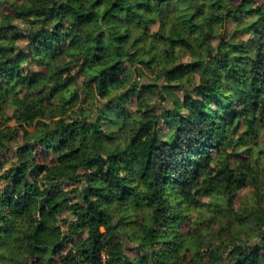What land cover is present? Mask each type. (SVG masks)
<instances>
[{"label": "clouds", "instance_id": "clouds-1", "mask_svg": "<svg viewBox=\"0 0 264 264\" xmlns=\"http://www.w3.org/2000/svg\"><path fill=\"white\" fill-rule=\"evenodd\" d=\"M116 2L84 0L89 14L77 19L61 7L67 0H0V49H15L0 58L10 56L26 75L40 73L37 34L55 32L53 68H67L62 79L72 78L42 95L52 69L39 83L15 88L0 72V215L15 225L0 220V264H89L86 247L92 264H113L116 255L121 264H156L154 253L165 250L167 264H236V248L264 256V103L234 130L220 115L224 105L204 95L213 86L236 101L232 111L244 107L242 81L251 70L244 60L264 55V0H119L113 8ZM76 58L87 59L83 72ZM220 119L226 139L217 143L209 129ZM61 121L76 131L95 127L96 137L83 145L69 137L49 152L37 140ZM149 142L161 144L160 159L175 161L155 184L133 156ZM73 146L87 157L70 171L60 156ZM25 169L38 192L13 212L3 199L12 187L7 174ZM109 172L116 182L105 184ZM90 178L103 192L92 191ZM149 231L158 234L152 243ZM34 232L43 248L33 247ZM177 237L179 244H165Z\"/></svg>", "mask_w": 264, "mask_h": 264}, {"label": "trees", "instance_id": "trees-1", "mask_svg": "<svg viewBox=\"0 0 264 264\" xmlns=\"http://www.w3.org/2000/svg\"><path fill=\"white\" fill-rule=\"evenodd\" d=\"M101 0H96V4L92 5V7H96ZM119 0L115 4L112 5L113 8L117 6ZM68 7L72 12L76 14L77 19L80 16L87 17L89 14V10L84 8V0H67V5H62L61 7ZM111 12V9H109ZM106 13L105 15H107ZM11 28V25L7 26ZM61 25H57V29H59ZM254 27V26H253ZM2 30V29H0ZM40 38L41 44L43 47H40L37 51V55L41 56L42 58L36 61V63L46 69L45 73H47L50 69L53 70V74L49 76V83L44 87L40 88V94L42 95H51L56 91L57 87H60L63 84L68 83L72 78L69 77V81H65L62 79L63 73L67 71V68L60 69L59 71H55L53 68V62L58 58L57 48H56V33H46L41 32L37 34ZM103 34L101 33V36ZM66 38H72V33H65ZM91 37H89L90 39ZM100 39V37H97ZM117 39H122L118 37ZM185 43H187L185 41ZM234 49H243V46L233 45ZM11 52L15 51V49H0V53L4 52ZM92 56H95V49L90 50ZM62 54V53H61ZM244 63L251 65V70L249 73V78L242 81V88H243V98L242 103L244 107L239 111H232L231 108L228 107L230 103H235L236 101H226L220 95V92L217 88L213 86H209L204 90V95L213 97L220 101L224 107L227 109L226 112L221 113V117L226 116L228 121L233 126L234 130H239L240 124L239 121L241 118L246 117V115L250 111H255L261 103H264V71H257V67L264 69V55L258 50L256 53V58H247L244 60ZM73 66L79 65L81 72L84 71L86 67L89 66L87 59H85L84 64H80L79 58L73 59L72 61ZM110 70V69H107ZM175 71V69H173ZM0 72L6 74L9 77L8 83L13 87H17L20 85H28L31 87L33 84L39 83L41 80L44 79L45 73H32L28 72L26 75L24 70H17V66L13 63V59L9 56L8 58H0ZM80 73H78L79 75ZM54 81V83H53ZM196 111L201 113L202 115H206L205 109L203 106L198 105ZM37 115H42L43 113H36ZM249 125L251 121H248ZM145 133L150 134V128L145 126L143 129ZM97 129L95 127H88L82 126L79 131H76L72 128V126L64 125L63 122H60V126L57 127L53 132L47 134L43 138L37 140V143H40L45 150L49 152H55L60 147L67 146L65 145V140L71 137L74 143L78 142L83 145L84 142L89 138L92 137L93 140L96 137ZM209 135L215 142H220L222 139H226V130H225V122L223 119L217 120L214 123L213 128L209 129ZM230 146V145H225ZM161 148V144L149 142L147 144H142L133 152V156L136 162L139 164L145 175L151 180L153 184L156 183V177L159 176L163 178V176L167 173L168 169L174 166V158L168 159H160L157 156L158 150ZM191 151V149H189ZM87 157L86 152H81L80 148L73 146L71 150L60 156V161H70L69 170L75 171L78 167L81 166V157ZM207 158L206 156L204 157ZM91 157H88L83 161L85 166L91 163ZM33 160V173L38 172L40 170V166L35 163V157L32 158ZM103 162L100 161L99 164ZM115 162L113 161V164ZM99 164L97 166H99ZM59 172V169L56 170ZM26 169L22 172H13L7 174L10 177V187L9 189L5 190V197L3 198L7 204L11 205L12 211L17 212L19 211L20 204H26L30 200H34L38 189H35L32 185L28 183L25 179V176L28 175ZM103 181L105 184L115 183V177L109 173H103ZM49 179H54V177L50 176ZM90 182L93 183L92 191L96 192H103V188L98 186L95 181L91 180ZM215 184V180H212L211 183H205L203 190L207 191L211 189L212 185ZM55 184L52 185L55 188ZM153 197L156 196V192L153 191ZM87 199V197H85ZM151 199V197H150ZM50 208H55L57 205L55 203L49 205ZM84 216H88L89 212H85ZM161 220L167 219V213L163 212L160 216ZM0 220L6 221L9 229H15L14 223L8 221V215H0ZM158 234L154 231L148 232V243H152L155 241L156 236ZM30 239L33 242V247L43 248L41 244V237H39L35 232L32 233ZM54 244L59 246V241H53ZM173 243L179 244L180 240L177 237L175 240L165 241L166 245H172ZM96 241L91 242V247H95ZM85 257L88 259L89 264H92V251L90 247H86L84 251ZM154 255L156 256V264H167V250L161 252H155ZM236 258V264H264V256L258 255V249H251V250H244L240 248L234 249L233 253L231 254ZM113 264H121V258L116 255L114 256ZM123 264H131L130 261H123Z\"/></svg>", "mask_w": 264, "mask_h": 264}, {"label": "rangeland", "instance_id": "rangeland-1", "mask_svg": "<svg viewBox=\"0 0 264 264\" xmlns=\"http://www.w3.org/2000/svg\"><path fill=\"white\" fill-rule=\"evenodd\" d=\"M41 68L43 69L42 73H45L46 69H45V68H43V67H41Z\"/></svg>", "mask_w": 264, "mask_h": 264}]
</instances>
